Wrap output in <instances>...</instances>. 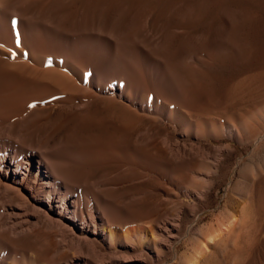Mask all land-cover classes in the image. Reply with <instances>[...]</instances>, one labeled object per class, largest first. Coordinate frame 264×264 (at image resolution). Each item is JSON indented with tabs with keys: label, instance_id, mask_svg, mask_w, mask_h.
Here are the masks:
<instances>
[{
	"label": "bare ground",
	"instance_id": "1",
	"mask_svg": "<svg viewBox=\"0 0 264 264\" xmlns=\"http://www.w3.org/2000/svg\"><path fill=\"white\" fill-rule=\"evenodd\" d=\"M62 3L0 0V243L36 264H167L165 254L184 237L181 197L194 198L196 211L232 147L216 146L210 155L171 137L167 121L203 129L180 111L182 94L170 81L165 57L153 56L168 48L165 35L146 29L148 81L130 64H119L114 48L101 51L93 43L96 53L84 51L74 61L68 54L81 39L105 41L111 49L135 36L138 14L132 12L130 26L118 28L113 17L103 25L106 0H80L74 8ZM184 12L178 5L172 11L181 19ZM148 13L140 14L144 27ZM67 19L71 23L62 24ZM65 49L62 59L58 53ZM189 57L193 65L199 61ZM251 94L250 103L262 109L217 119L218 126L205 124L209 138L262 144L264 85ZM185 175L199 183L185 185ZM169 183L179 203L172 214L152 200L170 193ZM225 197L221 219L187 229L193 242L172 264H205L227 241L223 227L234 226L241 211Z\"/></svg>",
	"mask_w": 264,
	"mask_h": 264
},
{
	"label": "rangeland",
	"instance_id": "2",
	"mask_svg": "<svg viewBox=\"0 0 264 264\" xmlns=\"http://www.w3.org/2000/svg\"><path fill=\"white\" fill-rule=\"evenodd\" d=\"M62 1V6L66 8H74L80 3V0ZM177 5L184 9L185 19L177 18L172 13ZM117 7L121 11L116 12ZM143 9L149 11L145 27L140 17ZM132 12L138 14L139 20L135 36H128L125 42L111 49L105 41L81 39L68 54L71 60L75 61L76 55L84 54V51L86 54L96 53L94 44L101 51L114 48L112 52L119 64H130L148 81L149 74L144 62L148 51L143 43L147 37L146 29L157 30L159 35L168 38L169 45L164 51H153V56L165 57L170 81L182 94L180 111L203 129L189 127L185 122L174 125L167 121L171 137L195 143L210 155H215L216 146L232 147V152L223 158L215 174L212 189L205 199L197 202L196 211H191L194 198L181 197L184 212L180 234L184 237L176 241L174 250L166 253L163 261L172 264L173 256L181 254L193 242L186 233L187 229L192 231L221 219L220 213L227 199L225 194L228 193L231 197L230 206H237L239 213L241 211L239 220L229 230L223 227L229 232L227 241L211 252L205 264H264V141L256 148L254 142L246 140L242 144L235 137L209 138L207 127L203 128L205 124L218 126L217 119L223 120L244 109L253 112L262 109L259 102L250 103L249 97L264 85V0H116L106 6L103 25L115 18L113 26H130ZM70 23L67 19L62 24ZM192 40L194 49L191 47ZM66 52L65 49L61 51L62 55L58 53L60 58L63 59ZM190 55L197 56L200 62L193 65L195 61L190 59ZM174 96L176 100L179 97ZM153 127L158 130L159 122L155 121ZM59 135L58 132L54 139ZM67 154L72 158L76 156L70 150ZM95 170L93 174L97 173ZM183 178L187 186L199 183L187 175ZM166 191L170 193L166 192L158 199L157 196L152 197V200H158L159 207L172 214L178 209L179 203L173 195L172 184H168ZM34 262L20 249L0 243V264H36ZM141 264L151 263L146 259Z\"/></svg>",
	"mask_w": 264,
	"mask_h": 264
},
{
	"label": "snow or ice",
	"instance_id": "3",
	"mask_svg": "<svg viewBox=\"0 0 264 264\" xmlns=\"http://www.w3.org/2000/svg\"><path fill=\"white\" fill-rule=\"evenodd\" d=\"M16 23H17V21H16V20H13V21H12L13 28H15V26H16Z\"/></svg>",
	"mask_w": 264,
	"mask_h": 264
}]
</instances>
